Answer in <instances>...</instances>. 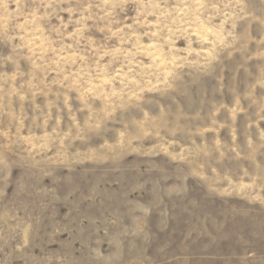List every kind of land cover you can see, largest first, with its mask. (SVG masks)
I'll use <instances>...</instances> for the list:
<instances>
[{
  "label": "rangeland",
  "instance_id": "1",
  "mask_svg": "<svg viewBox=\"0 0 264 264\" xmlns=\"http://www.w3.org/2000/svg\"><path fill=\"white\" fill-rule=\"evenodd\" d=\"M0 264H264V0H0Z\"/></svg>",
  "mask_w": 264,
  "mask_h": 264
}]
</instances>
